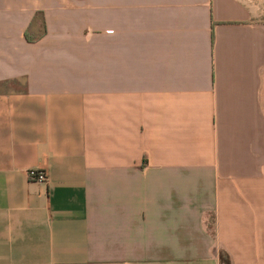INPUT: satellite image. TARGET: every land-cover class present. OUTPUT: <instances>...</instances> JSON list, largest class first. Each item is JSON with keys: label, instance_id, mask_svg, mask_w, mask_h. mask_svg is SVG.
Masks as SVG:
<instances>
[{"label": "crops", "instance_id": "1", "mask_svg": "<svg viewBox=\"0 0 264 264\" xmlns=\"http://www.w3.org/2000/svg\"><path fill=\"white\" fill-rule=\"evenodd\" d=\"M220 255L264 264V0H0V264Z\"/></svg>", "mask_w": 264, "mask_h": 264}, {"label": "built area", "instance_id": "2", "mask_svg": "<svg viewBox=\"0 0 264 264\" xmlns=\"http://www.w3.org/2000/svg\"><path fill=\"white\" fill-rule=\"evenodd\" d=\"M27 179L29 181L37 182V183H45L47 180L46 173L42 170L34 169L30 170L27 173Z\"/></svg>", "mask_w": 264, "mask_h": 264}, {"label": "trees", "instance_id": "3", "mask_svg": "<svg viewBox=\"0 0 264 264\" xmlns=\"http://www.w3.org/2000/svg\"><path fill=\"white\" fill-rule=\"evenodd\" d=\"M219 261H220V264H230L228 258L224 255L219 256Z\"/></svg>", "mask_w": 264, "mask_h": 264}]
</instances>
